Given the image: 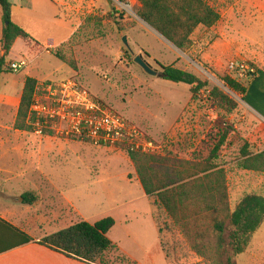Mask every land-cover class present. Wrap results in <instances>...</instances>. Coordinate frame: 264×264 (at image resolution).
Listing matches in <instances>:
<instances>
[{
  "label": "rangeland",
  "instance_id": "374dc122",
  "mask_svg": "<svg viewBox=\"0 0 264 264\" xmlns=\"http://www.w3.org/2000/svg\"><path fill=\"white\" fill-rule=\"evenodd\" d=\"M52 1L63 5L62 19L77 28L78 43L60 49L76 61L78 69L53 55L62 37L34 31L41 44L22 39L15 44L0 72V175L22 179L20 187L25 182L27 191L40 195L37 204L22 206L27 219L34 218L37 235L57 233L83 220L94 223L114 218L116 225L108 237L116 248L103 255L100 264H211L193 253L172 221L156 209L154 200L145 198L126 151L68 136L59 121L38 122L33 133L16 130L14 123L26 73L38 81L35 101L43 104L53 98L52 93L59 98L66 89V95L73 96L76 86L139 127L153 143L151 153L192 164L210 159L215 166L212 172H221V179H226L231 210L247 194L264 196V171L243 173L237 166L246 145L252 154L264 149V118L224 82L230 77L247 88L250 85L252 79L241 71L231 72L229 66L238 61L257 67L245 54L246 43L253 42L243 38V30L257 45L264 43L263 20H258L259 26L250 24L264 0H206L220 15L237 6L239 18L230 16V22L225 19L211 29L198 28L189 52L151 34L153 28L138 14L141 4L137 0ZM125 36L129 47L123 42ZM253 53L257 58L258 48ZM139 55L157 71V63L175 65L207 87L193 99L191 86L147 75L134 62ZM23 58L28 67L10 71L11 64ZM15 89L17 95L8 93ZM213 89L226 95L225 104L217 105L210 97ZM55 204L58 216L51 212ZM232 230L228 223L227 235ZM207 242L215 245L217 239L211 236ZM229 256L235 264H264V223L244 253L230 251Z\"/></svg>",
  "mask_w": 264,
  "mask_h": 264
},
{
  "label": "trees",
  "instance_id": "16d2710c",
  "mask_svg": "<svg viewBox=\"0 0 264 264\" xmlns=\"http://www.w3.org/2000/svg\"><path fill=\"white\" fill-rule=\"evenodd\" d=\"M137 1L141 4L138 12L140 18L178 49L186 52L191 49L192 36L198 28L211 29L221 18L206 0ZM0 7L3 14L0 40L4 51V56L0 60L2 71L5 58L9 56L17 40L37 41L12 21V4L9 0H0ZM83 29L81 35L84 34ZM79 38V34L75 32L68 42L52 51L57 59L76 71L78 69L76 61L68 58L60 48L75 44ZM157 65L163 80L191 86L193 99L207 87L206 83L196 75L181 70L175 65L161 63ZM10 71L13 72L11 67ZM252 76L249 79H255L256 74ZM224 82L232 91L240 93L245 101L248 91L246 86L230 77H225ZM37 86L36 79L31 77L26 79L14 123L16 130L33 133L37 130L38 122L45 123V120L38 117L33 110ZM210 97L217 105H223L227 101L226 95L219 89H213ZM231 104L233 107L236 106V103ZM115 148L126 151L135 166L144 193L154 200L156 209L164 212L172 221L174 228L181 232L193 253L211 264H235L229 252L232 251L235 255L244 253L249 246L251 236L264 223V196L247 194L231 210L226 179H221V172H212L215 166L210 159L204 163L192 164L166 159L156 153L132 151L124 144H118ZM248 148L246 145L241 151L238 168L264 171V152L252 154ZM201 174L205 175L201 176ZM38 200V195L33 192L21 196L22 203L29 206L36 204ZM158 217L159 215L156 216V220L159 221ZM228 223L233 229L229 235H227ZM115 225L116 221L112 217H105L94 223L81 221L41 239L38 244L69 258L87 264H98L103 255L116 248L108 237ZM158 229L161 234L159 224ZM211 236L217 239L215 245L207 242ZM227 239H230V244ZM32 241L33 238L27 235L26 243Z\"/></svg>",
  "mask_w": 264,
  "mask_h": 264
},
{
  "label": "crops",
  "instance_id": "0c3cea01",
  "mask_svg": "<svg viewBox=\"0 0 264 264\" xmlns=\"http://www.w3.org/2000/svg\"><path fill=\"white\" fill-rule=\"evenodd\" d=\"M9 1L12 4V20L14 18L13 22L18 26L22 27L26 32L28 33L30 32L31 34L30 33L29 34L37 42H38L37 38L32 35L34 34V31H38V33L40 34L47 33L49 34L48 37L51 38L62 37L61 40L62 42L60 43V45H58V47H60L64 43L68 42L77 30V28H74V26L70 24L71 22H69L68 19L65 20L62 19L60 14L61 13L60 7H62L63 5L60 6V4L56 1H52V0H9ZM107 3L108 5L111 4L110 1H107ZM258 7H257L258 10L255 7L256 8L255 10H257V12L253 13V15L250 17L251 18L250 24L253 22V23H257L259 26L261 25L260 22L258 21L260 18L264 22V2ZM236 8L237 6H231L228 12H225L224 14L220 15L221 18L219 22H223L225 19H228L229 20L228 22H230V16H233L234 19L236 18L237 20L239 16H235V14H237L235 13ZM15 15L18 16L17 20H15ZM2 16H3L2 9L0 7V40L2 37V30H3ZM43 25L46 26V28ZM152 31L153 32L151 34L156 35L157 33L158 35H160L158 32L154 31V29H152ZM243 38L249 41L252 40L253 42V44L246 43L244 50L245 52H248L245 54L248 57H250L252 61L256 62L257 67L255 65L254 67L258 71V73L255 76V79L253 78L252 81L250 82V85L248 86V91L245 96V102L257 114H259L262 118H264V43L260 42L257 45L255 40L252 39L249 35H247L246 32H244V30H243ZM17 42L18 40L16 41V43ZM54 43L55 42H53V44ZM255 45H257L258 47H256ZM256 48H258V52H259L258 54L259 56L257 58H255L256 56L253 53ZM0 54L2 59V57L4 56V51L2 50L1 45H0ZM0 72L2 71L0 70ZM26 74L27 77L25 78V81L29 77V73ZM14 91L8 93H12V95L15 96L18 93L16 89ZM21 96H22V91L19 102L21 100ZM186 105L182 107L180 112L184 110ZM262 152H264V149L256 153L258 154ZM245 171L246 170H243L242 172L244 173ZM21 180L22 179H10L8 174L0 175V264H87L69 258L59 252L53 251L47 247L38 244V242L41 239L49 236V234L37 235L38 233L34 231V229H36L35 228L36 224H34L35 221L33 220L34 218L32 217L30 219H27L26 212L23 211L22 209V206H24L25 204L22 203L21 196L27 192H33L36 195H38L39 197L38 202H39L40 195L32 190L27 191L26 186L24 184L25 182H23L22 183L23 185L20 187L19 183L21 182ZM144 195L145 198L148 197L145 193ZM49 196L55 199L53 194L49 193ZM57 211L58 208H56V204H55L54 207H51L52 215L58 216ZM19 231L22 232L23 234H21ZM27 235L33 238L32 242L26 243Z\"/></svg>",
  "mask_w": 264,
  "mask_h": 264
},
{
  "label": "built area",
  "instance_id": "2783aa9c",
  "mask_svg": "<svg viewBox=\"0 0 264 264\" xmlns=\"http://www.w3.org/2000/svg\"><path fill=\"white\" fill-rule=\"evenodd\" d=\"M28 67V60L12 63L13 72H19ZM231 72L241 71L245 78L253 77L257 70L244 62H230ZM245 73V74H244ZM74 95H66L49 99L47 104L35 101L34 112L45 121H59L65 125V133L81 141L92 143L95 146L115 147L124 144L132 151L151 153L154 146L147 139V135L127 118L109 108L101 101L93 98L87 92L73 86Z\"/></svg>",
  "mask_w": 264,
  "mask_h": 264
},
{
  "label": "water",
  "instance_id": "95a60500",
  "mask_svg": "<svg viewBox=\"0 0 264 264\" xmlns=\"http://www.w3.org/2000/svg\"><path fill=\"white\" fill-rule=\"evenodd\" d=\"M123 42L125 43V45L127 47H129L128 45V39L127 37H123ZM134 62L140 66L142 68V70L149 76H153V77H159L161 78L162 75L160 73V71H157L155 69L152 68V66L143 58L142 55H139L137 56L135 59H134Z\"/></svg>",
  "mask_w": 264,
  "mask_h": 264
}]
</instances>
